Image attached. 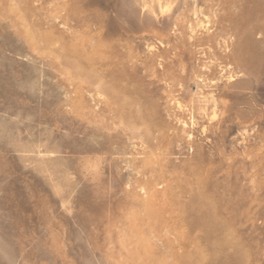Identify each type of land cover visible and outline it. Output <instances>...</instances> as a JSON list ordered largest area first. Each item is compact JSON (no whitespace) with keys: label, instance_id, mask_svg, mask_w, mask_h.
<instances>
[{"label":"rangeland","instance_id":"obj_1","mask_svg":"<svg viewBox=\"0 0 264 264\" xmlns=\"http://www.w3.org/2000/svg\"><path fill=\"white\" fill-rule=\"evenodd\" d=\"M165 1L0 0V264H264V0Z\"/></svg>","mask_w":264,"mask_h":264},{"label":"bare ground","instance_id":"obj_2","mask_svg":"<svg viewBox=\"0 0 264 264\" xmlns=\"http://www.w3.org/2000/svg\"><path fill=\"white\" fill-rule=\"evenodd\" d=\"M167 1V0H166ZM165 1V2H166ZM173 1V0H172ZM161 9V8H160ZM230 73V72H229ZM206 78V77H205ZM230 78V77H229ZM211 115H212V117H214L215 116V112L212 110V113H211Z\"/></svg>","mask_w":264,"mask_h":264}]
</instances>
